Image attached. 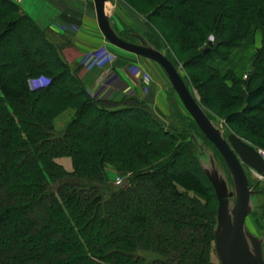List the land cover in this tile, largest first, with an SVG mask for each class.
I'll list each match as a JSON object with an SVG mask.
<instances>
[{
    "label": "trees",
    "instance_id": "16d2710c",
    "mask_svg": "<svg viewBox=\"0 0 264 264\" xmlns=\"http://www.w3.org/2000/svg\"><path fill=\"white\" fill-rule=\"evenodd\" d=\"M149 2L170 32L148 23L145 40L182 61L227 134L264 150V0ZM61 15L44 26L18 0H0V50L15 40L0 52V264H221L213 259L219 202L198 142L227 168L222 155L178 103L168 125L138 95L92 94L81 66L65 58L73 42L56 41ZM67 109L75 113L59 131ZM252 215L264 237V202Z\"/></svg>",
    "mask_w": 264,
    "mask_h": 264
},
{
    "label": "rangeland",
    "instance_id": "374dc122",
    "mask_svg": "<svg viewBox=\"0 0 264 264\" xmlns=\"http://www.w3.org/2000/svg\"><path fill=\"white\" fill-rule=\"evenodd\" d=\"M18 2L26 11H28L30 14H33L36 19L42 21V24L44 26H46V23L49 20V18H47L49 14L51 16H54L58 11L63 13V15L60 16V20H56L55 22H53V25L56 23L54 25V28H56L58 32H63L64 30L63 36H56L57 40H55L57 42H61L64 40H70L71 42H73L74 46L71 45L70 47H66L64 50L65 58L73 66H81V70L86 69L89 71H99L96 72L98 77L101 75L100 71L105 72V69L112 70L116 67L126 69L132 75L137 77V81H140L142 83V91L140 90L141 93L138 91L139 89H137L136 92H132L130 93V95H138L141 99L143 98L148 100L152 104L155 112L168 125L172 123L171 104L173 102L178 103L182 110L186 112V109L179 99L175 89L171 85L167 73L160 64L145 57L137 56L135 54L119 49L106 40L98 26L94 0H18ZM153 8L154 4H151L149 0H109L107 3V13L110 16L112 25L115 30L121 33H133V35L136 37L135 41L137 42L140 38L145 39L143 37L145 36L144 34L150 31L148 23L153 24L156 28H160L166 33L170 32L163 26V21L161 19L150 16ZM96 37H98V41L95 39ZM91 38L92 41H90ZM210 38L213 41L214 37L211 36ZM78 40H83V42L87 45L88 49H86V51H84L83 48L81 49L75 47V42ZM13 42L15 43V40H12L9 44L13 45ZM261 42L262 33L259 31L256 35V46H261ZM4 44L5 46H2L3 48H1L0 52L5 51L7 45H9L8 43ZM163 52H166L165 48L163 49ZM178 69L183 76L189 79L191 89L193 90L197 98L201 100L200 95L197 89L194 87L191 77L189 76V71L184 68L182 61L179 62ZM96 73H94V75ZM244 77L246 78L247 75H245ZM105 80H109V77H107ZM33 85L35 87L44 85V83L43 81L34 79ZM85 85L87 86L86 83ZM87 88L89 89L88 86ZM91 93L96 97L103 96L100 94L98 95L97 91L95 90L91 91ZM104 99L107 98L104 97ZM110 99L117 98L113 97ZM74 113V109H67L63 113H61L55 120L57 130L62 131L66 127L68 121L72 118ZM212 114L214 115L213 121L217 125H219L224 134L227 135L225 120L221 117H218V115L213 113V111ZM198 144L200 146L198 149L199 157L202 160V166L203 164L210 166L211 158H214L218 170H220L228 179L230 189L232 190V179L229 170L223 164V161L218 158V156H216L214 149L209 144H207L203 140H200ZM58 161L66 169L72 170L73 164L70 157H63ZM180 164L185 167H192L187 157L182 158ZM109 170H112V168L109 167ZM110 174L111 176H114L113 171H111ZM248 175L251 183L253 185L255 184V187L257 182L260 180L259 189L262 190L261 192H264V177H260L252 170H248ZM252 198L255 203V207L258 202H264V194L262 196L261 194H256L253 195ZM249 216L247 218V224L250 223ZM259 236H262L261 231L259 233ZM213 259L215 261L218 260V257L215 253H213Z\"/></svg>",
    "mask_w": 264,
    "mask_h": 264
},
{
    "label": "water",
    "instance_id": "95a60500",
    "mask_svg": "<svg viewBox=\"0 0 264 264\" xmlns=\"http://www.w3.org/2000/svg\"><path fill=\"white\" fill-rule=\"evenodd\" d=\"M108 1L94 0L98 26L106 40L119 49L155 61L163 67L184 108L227 165L233 183L232 190L228 179L218 170L214 158H211L210 166L203 164L219 202L214 236L215 254L220 263L264 264V237L252 233L247 225L248 216L255 210L252 197L262 191L256 189L248 175V170H252L264 177V157L260 149L234 131L224 134L209 117L178 67L163 51L143 38L135 42L120 36L107 13ZM212 44L211 39L209 45ZM127 185L129 180L126 178L122 186Z\"/></svg>",
    "mask_w": 264,
    "mask_h": 264
},
{
    "label": "crops",
    "instance_id": "0c3cea01",
    "mask_svg": "<svg viewBox=\"0 0 264 264\" xmlns=\"http://www.w3.org/2000/svg\"><path fill=\"white\" fill-rule=\"evenodd\" d=\"M61 14L63 13L61 12ZM95 39L98 41V37H96ZM90 41H92V38L90 39ZM75 47L81 49L83 48L84 51L88 49L87 45L83 42V40L76 41ZM81 72L80 74L87 86L89 87L90 91H97L98 95H103V98H119L123 95H130V93L136 92L137 89H139L138 91L140 92L142 88V83L140 81H137V77L132 75L124 68L116 67L112 70L105 69V72L100 71L101 75L99 77L96 73L99 71H89L84 69L81 70ZM94 73L96 74L94 75ZM107 77H109V80H105ZM249 217L250 223L247 224L249 230L259 236L260 228L256 219L252 214Z\"/></svg>",
    "mask_w": 264,
    "mask_h": 264
},
{
    "label": "built area",
    "instance_id": "2783aa9c",
    "mask_svg": "<svg viewBox=\"0 0 264 264\" xmlns=\"http://www.w3.org/2000/svg\"><path fill=\"white\" fill-rule=\"evenodd\" d=\"M260 152H261L262 156L264 157V150L260 149ZM116 181L118 183H122L123 182V177H117Z\"/></svg>",
    "mask_w": 264,
    "mask_h": 264
}]
</instances>
